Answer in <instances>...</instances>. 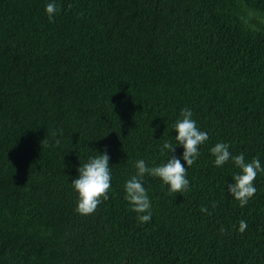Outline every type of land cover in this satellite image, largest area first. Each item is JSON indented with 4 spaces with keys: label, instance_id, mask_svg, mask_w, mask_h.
Masks as SVG:
<instances>
[{
    "label": "trees",
    "instance_id": "1",
    "mask_svg": "<svg viewBox=\"0 0 264 264\" xmlns=\"http://www.w3.org/2000/svg\"><path fill=\"white\" fill-rule=\"evenodd\" d=\"M50 2L0 0V264H264V173L241 208L211 154L264 167V0H54V22ZM185 108L209 136L188 169ZM165 141L190 191L145 175L141 224L124 186ZM105 148L109 199L82 216L71 183Z\"/></svg>",
    "mask_w": 264,
    "mask_h": 264
},
{
    "label": "clouds",
    "instance_id": "2",
    "mask_svg": "<svg viewBox=\"0 0 264 264\" xmlns=\"http://www.w3.org/2000/svg\"><path fill=\"white\" fill-rule=\"evenodd\" d=\"M57 12L58 7L54 0L46 5V13L50 22H54V16ZM180 117L174 124V129L178 133L175 140L177 145L184 148L182 159L186 162L188 169L196 163L200 154L199 148L208 141L209 136L207 132L201 131L197 127L190 109H182ZM59 143L60 141L57 140L56 144L59 145ZM176 147L170 141H165L162 144L161 155L169 152L171 156L166 163L160 166L148 167L144 160H138L135 163L136 174L125 183V199L132 206V211L138 214L137 219L141 224L149 223L152 219V204L142 183L145 175L160 178L165 185L169 186L171 193L190 191L187 169L181 163V159L174 155ZM229 147L227 143H217L211 148V154L215 158L216 167H223L232 160L240 169V172L232 178L234 183L228 185V191L243 208L255 196L257 189L254 182L259 173H264V167L261 166L258 157L247 162L243 153L233 156ZM109 161L110 157L107 154V148H105L102 154L89 158L87 163L79 167V176L71 184L79 196L76 211L80 215L90 216L94 214L101 203L109 199L112 179ZM217 204L218 202H214L212 207H217ZM201 212L208 213V209L206 207L201 208ZM208 214L210 215V213ZM239 224V231L243 233L247 228V222L241 220ZM223 231L224 229H221V232Z\"/></svg>",
    "mask_w": 264,
    "mask_h": 264
},
{
    "label": "rangeland",
    "instance_id": "3",
    "mask_svg": "<svg viewBox=\"0 0 264 264\" xmlns=\"http://www.w3.org/2000/svg\"><path fill=\"white\" fill-rule=\"evenodd\" d=\"M263 23H264V19H263V22H261V24L263 25Z\"/></svg>",
    "mask_w": 264,
    "mask_h": 264
}]
</instances>
